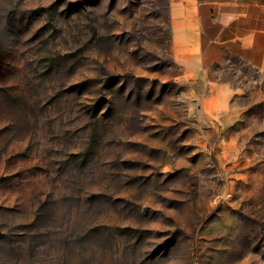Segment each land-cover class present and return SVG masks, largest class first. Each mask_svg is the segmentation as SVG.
<instances>
[{
	"label": "rangeland",
	"instance_id": "obj_1",
	"mask_svg": "<svg viewBox=\"0 0 264 264\" xmlns=\"http://www.w3.org/2000/svg\"><path fill=\"white\" fill-rule=\"evenodd\" d=\"M171 7L0 0V264H264V68Z\"/></svg>",
	"mask_w": 264,
	"mask_h": 264
},
{
	"label": "crops",
	"instance_id": "obj_2",
	"mask_svg": "<svg viewBox=\"0 0 264 264\" xmlns=\"http://www.w3.org/2000/svg\"><path fill=\"white\" fill-rule=\"evenodd\" d=\"M171 10L179 48L229 50L264 68V0H172Z\"/></svg>",
	"mask_w": 264,
	"mask_h": 264
}]
</instances>
